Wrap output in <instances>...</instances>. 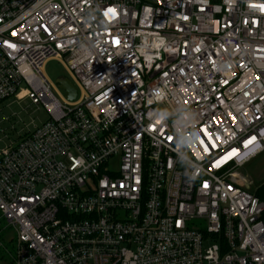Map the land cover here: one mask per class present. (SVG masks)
Wrapping results in <instances>:
<instances>
[{
	"label": "built area",
	"instance_id": "obj_1",
	"mask_svg": "<svg viewBox=\"0 0 264 264\" xmlns=\"http://www.w3.org/2000/svg\"><path fill=\"white\" fill-rule=\"evenodd\" d=\"M21 87L47 119L0 149L10 264H264L239 174L264 152V0H0V104Z\"/></svg>",
	"mask_w": 264,
	"mask_h": 264
},
{
	"label": "rangeland",
	"instance_id": "obj_2",
	"mask_svg": "<svg viewBox=\"0 0 264 264\" xmlns=\"http://www.w3.org/2000/svg\"><path fill=\"white\" fill-rule=\"evenodd\" d=\"M44 75L49 83L53 95L61 101L64 91L57 86V80L69 75L58 60H50L44 66ZM79 93V92H78ZM47 119L43 107L31 105L23 95V87L9 100L0 104V149L18 140L27 131L33 130ZM240 176L249 183V191L253 192L264 182V152L246 163L239 169ZM0 228L4 226L0 221ZM6 238L12 237V230L4 232ZM10 250L12 243H6ZM10 255L0 251V264H10Z\"/></svg>",
	"mask_w": 264,
	"mask_h": 264
},
{
	"label": "clouds",
	"instance_id": "obj_3",
	"mask_svg": "<svg viewBox=\"0 0 264 264\" xmlns=\"http://www.w3.org/2000/svg\"><path fill=\"white\" fill-rule=\"evenodd\" d=\"M158 116H161L163 119L168 120L171 119L173 122V134L176 136V143L180 149L179 159L181 163H185V157L188 155V147L195 139L196 132L193 131L191 136H185L183 132L180 130L183 127V124L187 121L194 120L190 114L187 116V121L185 120V113L183 110H176L174 112L164 111L162 113H157ZM193 129H195V125L193 124Z\"/></svg>",
	"mask_w": 264,
	"mask_h": 264
},
{
	"label": "water",
	"instance_id": "obj_4",
	"mask_svg": "<svg viewBox=\"0 0 264 264\" xmlns=\"http://www.w3.org/2000/svg\"><path fill=\"white\" fill-rule=\"evenodd\" d=\"M58 88L64 91V97L67 101H73L77 95V89L71 79L62 77L57 80Z\"/></svg>",
	"mask_w": 264,
	"mask_h": 264
},
{
	"label": "snow or ice",
	"instance_id": "obj_5",
	"mask_svg": "<svg viewBox=\"0 0 264 264\" xmlns=\"http://www.w3.org/2000/svg\"><path fill=\"white\" fill-rule=\"evenodd\" d=\"M109 14H111V15H115L114 10H113V9H108L107 12L105 13V15L107 16V15H109ZM9 47H11V45H9ZM202 131H205V130H202ZM253 139H254V138H253ZM251 142H252V141L249 140L247 143H251ZM205 143H207V141H205ZM245 146H247V144H246ZM205 151H206V152L208 151L207 147L205 148ZM235 154H236V151H235V150H232L231 152H228L227 155H226L223 159L216 161V162L213 164V166H214V167H218L220 163H223V160H226V159L230 158L231 156H233V155H235Z\"/></svg>",
	"mask_w": 264,
	"mask_h": 264
},
{
	"label": "trees",
	"instance_id": "obj_6",
	"mask_svg": "<svg viewBox=\"0 0 264 264\" xmlns=\"http://www.w3.org/2000/svg\"><path fill=\"white\" fill-rule=\"evenodd\" d=\"M68 78V76H66ZM27 133H24L21 137L18 138V140H21L23 137H25ZM253 194L264 203V182L253 191ZM1 225V224H0ZM4 237V233L0 234V240H2Z\"/></svg>",
	"mask_w": 264,
	"mask_h": 264
}]
</instances>
